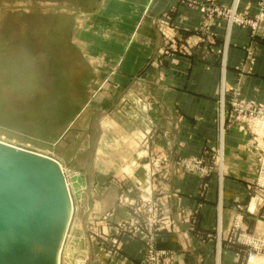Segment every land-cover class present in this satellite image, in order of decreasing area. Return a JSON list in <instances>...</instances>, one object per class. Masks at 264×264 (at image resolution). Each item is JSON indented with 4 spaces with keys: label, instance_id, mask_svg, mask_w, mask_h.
I'll use <instances>...</instances> for the list:
<instances>
[{
    "label": "rangeland",
    "instance_id": "rangeland-1",
    "mask_svg": "<svg viewBox=\"0 0 264 264\" xmlns=\"http://www.w3.org/2000/svg\"><path fill=\"white\" fill-rule=\"evenodd\" d=\"M240 2L233 0L230 8L190 2L198 6L203 18L200 33L208 36L205 40L200 39V45L206 44L209 49L216 44L210 37L218 20H228L230 26H250L253 30L259 27L253 22L257 20L242 12ZM94 5L90 0H0V142L53 159L62 167L64 180L70 185L73 208L60 249L59 264H106L105 254L119 251L121 237L144 242L145 264H172L170 252L157 247V236L163 229V213L167 209L164 206L167 195L164 173L168 171V175L177 179L182 176L198 179L201 183L197 194L205 197L210 188L209 180L216 173L224 178V145L229 128L249 129L256 177L247 187L248 206L237 209L252 215L257 207L264 206V108L245 103L236 90L231 97V90L224 87L219 98L217 114L220 115L221 130L215 148L209 147L207 142L200 153L188 154L185 141H179L183 145L179 146L174 140L172 148H166L164 155H158L152 150L160 140L156 134L160 126L153 119L158 110L152 103L155 93L149 88H139L135 108L144 124L142 133L132 131L131 137L115 139V142H109L107 136L102 141L97 140L102 131L117 134L116 125L108 117L111 112H107L111 108L116 113L115 109L120 105L114 106L117 91L108 90L102 103L100 94L103 91L96 87V78L95 83L93 81L91 63L84 57L81 47L70 39L78 19L77 12L92 11ZM260 5L263 15L264 0H260ZM71 11H75L73 15ZM191 40L185 38L166 43L152 64L160 65L164 56L189 54L198 45L193 47ZM106 117L111 126L103 124L102 118ZM108 145L114 153L103 152ZM123 149L130 152L132 161L126 162ZM115 153H121V163L117 162L119 158ZM102 155L108 157L106 161ZM129 163L137 169L139 180L131 188L124 189L116 203L115 208L118 205L128 209L126 218L115 221L112 218L109 223L114 208L104 212L99 207L100 192L107 185H97V182L93 186L94 173L99 170L116 174L124 168L129 172ZM94 189L99 193H94ZM200 207L199 204L194 209L192 217L199 214ZM106 222L117 229L118 236L112 240L102 234ZM60 225V219L50 212L28 244L21 264H54L61 239ZM234 230L227 239L224 237L225 240H222L225 233L220 229L216 234L207 233L201 237L216 241L221 255L226 249H235V253L242 256L239 261L246 264L254 251L248 246L249 241L264 240V236L244 232L237 225Z\"/></svg>",
    "mask_w": 264,
    "mask_h": 264
},
{
    "label": "crops",
    "instance_id": "crops-1",
    "mask_svg": "<svg viewBox=\"0 0 264 264\" xmlns=\"http://www.w3.org/2000/svg\"><path fill=\"white\" fill-rule=\"evenodd\" d=\"M90 1L95 4L94 10L77 12L78 19L70 39L81 47L84 57L90 61L93 81L95 83L96 78V87L103 91L100 94L102 103L107 91L112 89L118 95L114 106L120 104L116 113L111 108L107 110L111 112L108 117L116 125L117 134L102 131L97 140L102 141L107 136L109 142H115V139L131 137L132 131H142L144 124L135 108L139 88H149L155 93L152 103L158 110L153 119L160 126L156 130L160 140L152 150L158 155L172 148L174 140L179 146H183L179 141H185L188 154L200 153L207 142L209 147L215 148L220 129L219 98L224 87L231 90V97L236 90L245 103L264 108V14L260 13V0L240 2L242 12L257 20L253 21L259 24L256 30L250 26H230L228 20H218L210 37L216 44L209 49L206 44L200 45V39L208 36L200 33L203 18L198 6L190 2L230 8L233 0ZM74 12L71 11L72 15ZM163 14L166 17H162ZM185 38H192L190 44L194 47L197 43V49L192 48L189 54L182 56H164L160 65L152 64L162 46ZM109 119L102 118L103 124L111 126ZM250 136L249 129L229 128L224 145V178L216 173L209 180L210 188L203 198L197 194L201 183L198 179L191 176L177 179L168 175V171L164 173L167 178L164 206L167 209L163 213V229L158 233L157 247L170 252L172 264H242L239 261L242 256L235 253V249H226L221 255L219 244L201 235L216 234L220 229L225 233L222 236L225 240L237 225L244 232L264 236V206L257 207L252 215L237 209L248 206L247 187L256 177ZM121 151L125 153L126 162L133 160L128 150ZM103 152L112 154L114 150L108 145ZM115 155L121 163V153ZM101 158L106 161L108 157L102 155ZM127 167L129 172L124 168L116 174L99 170L94 173L93 186L97 182V185H107L100 192L99 207L104 212L114 208L109 223L112 218L114 221L126 218L128 209L118 205L115 208L116 203L122 191L139 180L133 164ZM94 193L98 194V189ZM199 204V214L192 217ZM103 225L101 231L105 237L112 240L118 236L114 225L107 222ZM119 240L118 252H107V258L103 253L106 264H145L143 241L130 237Z\"/></svg>",
    "mask_w": 264,
    "mask_h": 264
},
{
    "label": "water",
    "instance_id": "water-1",
    "mask_svg": "<svg viewBox=\"0 0 264 264\" xmlns=\"http://www.w3.org/2000/svg\"><path fill=\"white\" fill-rule=\"evenodd\" d=\"M71 205L56 161L0 142V264L23 263L28 244L52 211L61 222L58 264Z\"/></svg>",
    "mask_w": 264,
    "mask_h": 264
},
{
    "label": "built area",
    "instance_id": "built-area-1",
    "mask_svg": "<svg viewBox=\"0 0 264 264\" xmlns=\"http://www.w3.org/2000/svg\"><path fill=\"white\" fill-rule=\"evenodd\" d=\"M248 246L254 248V251L249 255L246 264H264V240L249 241Z\"/></svg>",
    "mask_w": 264,
    "mask_h": 264
},
{
    "label": "bare ground",
    "instance_id": "bare-ground-1",
    "mask_svg": "<svg viewBox=\"0 0 264 264\" xmlns=\"http://www.w3.org/2000/svg\"><path fill=\"white\" fill-rule=\"evenodd\" d=\"M2 144H4V145H7V144H5V143H2ZM62 168V167H61ZM68 182H66V180H65V184H66V188H67V190H68V193L70 192V185L69 184H67ZM69 195H70V193H69ZM71 197V196H70ZM70 199H72V198H70ZM255 204H256V202L254 201V203H253V208H255L254 206H255ZM72 205H71V210H70V212H72ZM70 217H71V213H70ZM69 220H70V218H69ZM61 254V253H60ZM60 254H59V260H58V264H59V261H60Z\"/></svg>",
    "mask_w": 264,
    "mask_h": 264
}]
</instances>
